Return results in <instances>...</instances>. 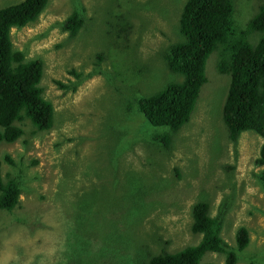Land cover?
<instances>
[{
  "label": "rangeland",
  "instance_id": "1",
  "mask_svg": "<svg viewBox=\"0 0 264 264\" xmlns=\"http://www.w3.org/2000/svg\"><path fill=\"white\" fill-rule=\"evenodd\" d=\"M16 1L0 0V6ZM183 1L49 0L35 21L11 28L13 46L43 60L40 85L55 120L35 134L26 120L25 135L0 141V158L7 153L14 160H2V176L22 173L18 206L13 212L0 209V264H53L55 251H69L63 240L69 221L82 219L88 209L96 211L89 212L96 227L106 222L96 216L138 217L129 208L117 214L130 188L144 196L146 217L120 227L147 239L146 251H174L197 241L190 212L204 199L211 215L224 210L220 234L230 248L236 246V227L248 229V244L235 249L236 264H264V178L255 163L263 138L254 130L243 131L236 142L228 138L221 118L228 77L213 68L216 51L207 58L196 109L178 129L149 123L132 102L135 94L152 93L176 78L163 50L177 35L181 39L172 7ZM73 12L82 19L70 35L60 22ZM163 134H171L169 147L156 139ZM126 170L136 179L125 180ZM125 235L124 247L140 246L139 236ZM223 260V254L206 251L198 264Z\"/></svg>",
  "mask_w": 264,
  "mask_h": 264
},
{
  "label": "trees",
  "instance_id": "2",
  "mask_svg": "<svg viewBox=\"0 0 264 264\" xmlns=\"http://www.w3.org/2000/svg\"><path fill=\"white\" fill-rule=\"evenodd\" d=\"M48 1L18 0L0 6V141L14 142L25 135L26 120L33 127L29 134L48 130L54 124L53 105L43 96V87L40 85L43 75L42 58L26 57L23 50L13 46L10 38L11 28H21L35 21ZM111 9L114 11L113 7ZM172 9V13L177 15L176 26L181 39L177 35L163 53L166 67L176 78L163 83L152 93L135 94L132 98L135 109L153 125L178 129L190 119L196 109L200 89L207 82V58L216 51L213 68L217 73L227 74L228 77L221 103V118L227 128L228 138L236 142L238 136L246 130H254L262 136L263 141L255 159V163L262 166L258 173L262 180L264 0H184L181 5ZM81 19L77 12H73L60 22L61 27L73 35L81 25ZM101 58L98 54L97 59ZM55 83L64 89L69 87L60 80H55ZM74 87L75 84H72V88ZM156 139L165 147H169L172 142L171 134H163ZM2 160L14 164L7 153L0 158V167ZM33 162L36 160H31ZM21 174L6 173L2 176L0 169V209L13 212L18 206L22 192ZM124 174L125 180L136 179L129 176L127 170ZM262 189L264 193V184ZM149 191L152 195L156 188L151 186ZM141 192H144L142 188ZM143 197L142 194L138 196L132 188L126 191L124 197L121 196L120 204L123 209L117 214L126 213L129 208V213L131 210L139 212L138 217L136 214L131 217L126 213L125 217L106 220L103 215L96 216V219L106 221L103 227H96L95 221L90 220L89 216V212L96 211L88 209L82 219L69 221L70 227L64 230L63 237L69 244V251H55L53 264H198L206 251L222 253L224 260L219 264H236L235 249L241 250L249 242L247 227L239 225L234 231L235 249L230 248L220 234L224 210L219 209L215 215H211L209 202L203 199L193 203L190 212V230L200 234L197 241L174 251H166L164 246L158 250L151 248L152 252L146 251L147 239H141L135 232H125V225L120 227L127 219L138 222L136 220L143 217L145 220ZM79 220H87L91 224L81 228L77 224ZM148 220L151 225L152 218L149 217ZM91 225L94 226L92 229ZM125 233L139 236L142 250L138 245L131 251V244L124 247ZM153 234L161 237L156 231ZM203 264L218 263L205 261Z\"/></svg>",
  "mask_w": 264,
  "mask_h": 264
},
{
  "label": "clouds",
  "instance_id": "3",
  "mask_svg": "<svg viewBox=\"0 0 264 264\" xmlns=\"http://www.w3.org/2000/svg\"><path fill=\"white\" fill-rule=\"evenodd\" d=\"M198 200H203V199H198ZM196 201H197V200H196ZM196 201H195V202H196ZM221 254H222V253H221Z\"/></svg>",
  "mask_w": 264,
  "mask_h": 264
}]
</instances>
